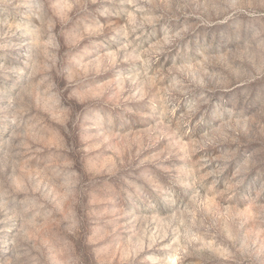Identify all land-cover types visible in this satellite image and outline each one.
Wrapping results in <instances>:
<instances>
[{
	"label": "rangeland",
	"instance_id": "obj_1",
	"mask_svg": "<svg viewBox=\"0 0 264 264\" xmlns=\"http://www.w3.org/2000/svg\"><path fill=\"white\" fill-rule=\"evenodd\" d=\"M0 264H264V0H0Z\"/></svg>",
	"mask_w": 264,
	"mask_h": 264
}]
</instances>
